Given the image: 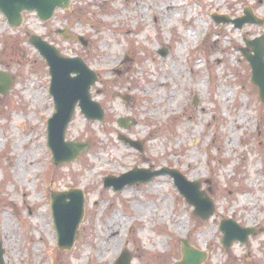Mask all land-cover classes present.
<instances>
[{"label":"rangeland","instance_id":"obj_1","mask_svg":"<svg viewBox=\"0 0 264 264\" xmlns=\"http://www.w3.org/2000/svg\"><path fill=\"white\" fill-rule=\"evenodd\" d=\"M71 3L44 23L24 13L20 30L0 12V70L15 76L0 95L3 263L115 264L129 251L131 264H173L189 241L208 254L204 264H264V104L241 51L264 39V24L239 29L212 18L241 19L251 10L264 22V0ZM63 29L87 46L63 39ZM33 34L65 58H82L100 80L91 91L105 122H90L77 108L66 137L89 146L61 166L48 149L55 104L46 61L27 43ZM121 118L137 125L121 128ZM119 134L141 141L144 152ZM164 167L202 182L216 209L209 220L194 216L167 175L118 193L105 189L107 176ZM71 190L84 193L85 217L68 251L58 248L51 197ZM114 218L119 228L109 227ZM232 219L256 233L226 249L219 228Z\"/></svg>","mask_w":264,"mask_h":264},{"label":"water","instance_id":"obj_2","mask_svg":"<svg viewBox=\"0 0 264 264\" xmlns=\"http://www.w3.org/2000/svg\"><path fill=\"white\" fill-rule=\"evenodd\" d=\"M73 0H0V10L7 18L9 25L19 29L24 22L23 13L25 11H35L42 22H47L54 17L56 9L67 10ZM213 19L218 24H232L241 29L245 24L262 26L263 20L254 17L251 10L246 11V15L241 19L228 18L227 16L214 15ZM58 34L65 40L77 39L84 47L87 42L83 36L74 37L67 33V29L58 30ZM28 43L34 46L46 60L51 76V86L49 93L53 97L55 113L48 120V148L52 150L54 164H63L76 161L83 151L88 149V143L68 141L66 132L70 122L74 118L77 107L80 108L88 121H99L104 123L105 111L99 102L92 97L91 89L100 81L97 73L89 69L82 58H65L58 48H55L47 40L38 35L29 37ZM246 61L250 63L252 69V83L259 89L260 100L264 104V39L257 38L255 41L246 43V49L241 50ZM162 55L166 56L165 53ZM14 75L0 70V95H6L13 89ZM127 103L129 96H121ZM131 122L137 123L131 118H121L117 121L121 128L130 129ZM119 140L126 145L144 152V145L141 141H134L129 137L119 134ZM168 175L174 179L176 188L187 203L194 208V216L202 220H209L215 214V205L203 190L202 183L195 182L185 177L179 170L164 167L161 170L134 169L118 178L107 176L105 178V189L112 188L116 193L121 192L125 187L136 184H147L156 177ZM84 193L80 190L69 192L52 193V208L54 224L57 231L58 247L60 250L71 251L76 236L85 215ZM219 231L223 233L221 242L226 249L233 243L241 242L243 245L248 242L256 230L252 228H242L235 220L221 222ZM4 253L0 247V264L3 263ZM182 259L173 264H204L208 254L196 250L189 241L182 242ZM132 258L129 251H124L115 264H131Z\"/></svg>","mask_w":264,"mask_h":264},{"label":"bare ground","instance_id":"obj_3","mask_svg":"<svg viewBox=\"0 0 264 264\" xmlns=\"http://www.w3.org/2000/svg\"><path fill=\"white\" fill-rule=\"evenodd\" d=\"M148 210H150V209H148ZM121 223H122L121 220H117L116 218H114V219H109L108 225H109L110 228H119V226H120ZM109 246L110 245H108V247ZM99 248L101 250H106L107 252L109 250V248H104V247H102V245H100Z\"/></svg>","mask_w":264,"mask_h":264}]
</instances>
